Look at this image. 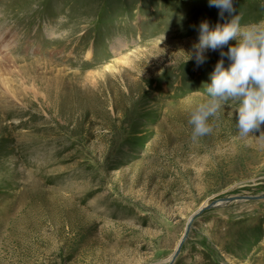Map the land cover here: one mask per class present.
Listing matches in <instances>:
<instances>
[{
    "label": "rangeland",
    "instance_id": "374dc122",
    "mask_svg": "<svg viewBox=\"0 0 264 264\" xmlns=\"http://www.w3.org/2000/svg\"><path fill=\"white\" fill-rule=\"evenodd\" d=\"M234 8L264 21V0ZM218 12L0 0V264H264V124L241 136L232 98L210 133L188 123L221 57L186 52Z\"/></svg>",
    "mask_w": 264,
    "mask_h": 264
},
{
    "label": "clouds",
    "instance_id": "9594fccd",
    "mask_svg": "<svg viewBox=\"0 0 264 264\" xmlns=\"http://www.w3.org/2000/svg\"><path fill=\"white\" fill-rule=\"evenodd\" d=\"M208 4L218 8L219 17L226 22L211 26L207 19L202 20L198 42L186 52L188 60L194 59L197 65L205 62L209 49H218L221 57L209 73L210 82L204 83L209 98L190 109L192 137L212 131L209 118L217 117L222 101L230 98L240 101L235 124L239 134L246 136L264 124V21L241 25L234 0H208ZM224 57L229 61L227 67Z\"/></svg>",
    "mask_w": 264,
    "mask_h": 264
},
{
    "label": "water",
    "instance_id": "95a60500",
    "mask_svg": "<svg viewBox=\"0 0 264 264\" xmlns=\"http://www.w3.org/2000/svg\"><path fill=\"white\" fill-rule=\"evenodd\" d=\"M242 197H244V196L237 195V196L227 197V198H225V199H220V200H217V201H213V202H211L210 204L203 205V206H202V207H201V208H200L195 214L200 213V212L204 211V210L207 209V208H211V207H213V206H216V205H218V204H221L220 202H224V203H226V202H230V201H232V200H234V199H239V198H242ZM248 197H249V196H248ZM262 197H264V194H263V195H260V196H257L256 198H262ZM190 227H191V221H190V222L188 223V225H187L186 234H185V235L182 237V239L180 240L177 249L175 250L174 254H173L172 257H171V262H173V261L177 258V256L179 255V253H180V251H181V248H182V246H183V244H184V241H185V239H186V235H187L188 232H189Z\"/></svg>",
    "mask_w": 264,
    "mask_h": 264
},
{
    "label": "bare ground",
    "instance_id": "6f19581e",
    "mask_svg": "<svg viewBox=\"0 0 264 264\" xmlns=\"http://www.w3.org/2000/svg\"><path fill=\"white\" fill-rule=\"evenodd\" d=\"M185 234H186V232H185ZM185 234H184V235H185Z\"/></svg>",
    "mask_w": 264,
    "mask_h": 264
}]
</instances>
